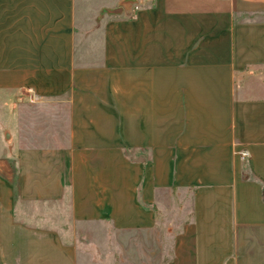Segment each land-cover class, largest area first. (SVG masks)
Here are the masks:
<instances>
[{"label":"crops","instance_id":"0c3cea01","mask_svg":"<svg viewBox=\"0 0 264 264\" xmlns=\"http://www.w3.org/2000/svg\"><path fill=\"white\" fill-rule=\"evenodd\" d=\"M82 1L0 0V264H264V0Z\"/></svg>","mask_w":264,"mask_h":264},{"label":"rangeland","instance_id":"374dc122","mask_svg":"<svg viewBox=\"0 0 264 264\" xmlns=\"http://www.w3.org/2000/svg\"><path fill=\"white\" fill-rule=\"evenodd\" d=\"M111 0H91L89 6H103L110 3ZM79 6H84V2L79 0Z\"/></svg>","mask_w":264,"mask_h":264},{"label":"water","instance_id":"95a60500","mask_svg":"<svg viewBox=\"0 0 264 264\" xmlns=\"http://www.w3.org/2000/svg\"><path fill=\"white\" fill-rule=\"evenodd\" d=\"M131 1H134V0H123V3H129V2H131ZM122 10V7H119V8H117V9H115V10H113L114 12H120Z\"/></svg>","mask_w":264,"mask_h":264},{"label":"built area","instance_id":"2783aa9c","mask_svg":"<svg viewBox=\"0 0 264 264\" xmlns=\"http://www.w3.org/2000/svg\"><path fill=\"white\" fill-rule=\"evenodd\" d=\"M243 155H247V152H244V154Z\"/></svg>","mask_w":264,"mask_h":264}]
</instances>
